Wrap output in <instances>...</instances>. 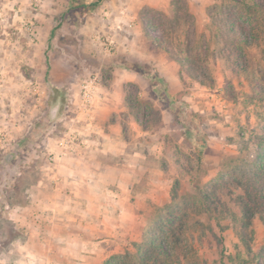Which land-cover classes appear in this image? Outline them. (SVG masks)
I'll use <instances>...</instances> for the list:
<instances>
[{
  "label": "rangeland",
  "instance_id": "obj_1",
  "mask_svg": "<svg viewBox=\"0 0 264 264\" xmlns=\"http://www.w3.org/2000/svg\"><path fill=\"white\" fill-rule=\"evenodd\" d=\"M78 3L93 5L77 22L70 10ZM2 10L6 19L14 12L20 28L28 15L34 22L29 51L38 46L29 55L35 64L29 70L30 120L40 96L38 82L45 81V97L53 87L61 92L57 129L50 134L86 132L79 128L75 106L82 85L97 81L124 107L117 127L124 149L99 157L110 164L100 171L110 170L111 179L102 184L96 174L92 191L94 197L103 194L104 203L77 206L93 208V219H74L70 226L64 214L73 204L62 208L55 227L50 220L35 221L31 233H24L11 212L32 205L30 186L48 179L42 168L17 171L21 155L6 158L14 144L1 142L0 264H41L45 255L37 249L44 243L79 247L72 259L93 257L94 264L113 256L117 264H264V214L242 227L213 204L235 208L260 151L264 0H0ZM232 23L247 43L237 41ZM19 34L27 37L25 31ZM44 151L34 166H46L50 149ZM122 170L129 174L118 180ZM102 213L109 216L98 217ZM153 231L165 255L148 250ZM46 233L55 234V241L43 240ZM14 242L38 247L7 252Z\"/></svg>",
  "mask_w": 264,
  "mask_h": 264
},
{
  "label": "crops",
  "instance_id": "obj_2",
  "mask_svg": "<svg viewBox=\"0 0 264 264\" xmlns=\"http://www.w3.org/2000/svg\"><path fill=\"white\" fill-rule=\"evenodd\" d=\"M73 8V10H70L71 16L77 22L84 13H88L81 12L79 8L76 7V5L73 6ZM89 19L91 18L87 16L85 20L86 26L89 25ZM37 44L38 43H35L31 48L33 54H36V48L34 47L38 46ZM31 50L29 51V55ZM37 52H39L38 48ZM37 54L39 55V53ZM28 62L29 70H31L35 65L34 59L28 58ZM37 67V70L44 69L41 68L39 62ZM43 71L45 72V69ZM96 82L94 90L91 92L90 102L85 104L83 102V98L81 97L82 95H80L81 103L76 102L75 106L79 112V115L76 118L78 123L80 122L79 128H85L86 132L79 131L77 134L65 133L59 135L58 137H53L52 134H47L39 148L36 150L32 147L29 148L26 154L28 157L25 156L27 157V164L22 165V167L17 170H36L42 168V174L48 179V181H44L43 178H41L38 180L36 185L30 186L32 187V195L30 196L32 205H29L23 210L13 209L11 212V217L14 221H22V225L20 222L21 226L18 224L17 227H21V230L24 228V233H31L32 230L30 231V228L35 225V221H39V223L43 224L45 223L43 221L50 220L53 222L51 226L55 227V221L60 219L62 216V208L68 209V206L73 204L75 207H71L70 211H66L64 214V217L69 220L70 226H72L70 221L73 222L74 219L76 221L85 219L87 217H91V219H93V208L79 210L77 209V206L82 207L83 204H86L87 206H93L94 201H98L101 204L104 203L102 197L103 194L94 197L92 191L94 188L93 180L95 179L96 174L102 176V184L107 180V178L108 182L109 179H111L110 170L108 172L100 171L103 166H107L108 168L110 164L108 162L104 163V159H100L99 157L108 156L109 153H112L113 155H120V153H123L122 151L124 148L123 146H120L122 145L121 143H123V141L119 137V129L117 127L119 120H123L122 113L119 111L124 107L119 106L120 101H118L117 104L115 103L114 93L103 91L99 88L98 83ZM99 89L101 91L100 93L98 92ZM80 92L82 91L80 90ZM113 115L116 116V123L111 120ZM57 119L58 118L56 115V121ZM139 132L140 133L137 135H142L144 133L141 131ZM61 141L64 143L60 144ZM29 146H31V144ZM45 149H50V152L47 156L48 161L46 166H34L33 162L40 158L39 151L45 152ZM126 174L129 173L122 170L121 173H118L117 179L119 180L121 177L125 178ZM135 174L136 173H134V175ZM136 181L140 182V176ZM127 189H129L128 186ZM89 190L90 192L87 193ZM99 216L104 217L109 215L102 213L101 215H98V217ZM77 229L78 227H76L75 230L77 231ZM53 236L56 235H47L46 233L43 235V240L47 241V237L49 242H54L55 240L53 239L55 238ZM26 246L28 248L32 247L36 249L38 247L35 244L33 245L26 243L25 245H18V243L14 242L7 245L6 251L16 252V250H21L22 247ZM39 247L42 250H39ZM39 247L37 252L40 254V251H42L45 255V257H43L44 262L41 264H94L93 257L79 261L72 259L73 254L81 253V248L79 247H63L55 243H44L39 245ZM86 249V251L89 252L88 248ZM46 254H49L47 258ZM13 264H24V262L16 261V263Z\"/></svg>",
  "mask_w": 264,
  "mask_h": 264
},
{
  "label": "flooded vegetation",
  "instance_id": "obj_3",
  "mask_svg": "<svg viewBox=\"0 0 264 264\" xmlns=\"http://www.w3.org/2000/svg\"><path fill=\"white\" fill-rule=\"evenodd\" d=\"M5 28H7V36H4L6 30L0 28V135H8L9 138L0 136V143L8 140L9 143L14 144L13 152H5V155H8L6 158L21 155V164L24 165L29 148L32 147L35 150L39 148L46 135L52 133L51 130L57 129L56 115H58L59 106H61V92L59 88L53 87L49 89L48 96L45 97V89L42 88L45 81H39L40 96L33 104L36 114L33 120H30V115L33 113L29 101L28 58L30 44L27 42V37H23L26 39L24 40L18 35L15 36L12 27ZM42 76L44 78V71ZM15 101L20 103L16 104V107ZM51 126L50 131L46 132V127ZM3 128L6 129L7 135L3 133ZM18 130L20 131L17 133L18 136H14ZM30 144L31 146H29ZM2 147L0 144V152Z\"/></svg>",
  "mask_w": 264,
  "mask_h": 264
},
{
  "label": "trees",
  "instance_id": "obj_4",
  "mask_svg": "<svg viewBox=\"0 0 264 264\" xmlns=\"http://www.w3.org/2000/svg\"><path fill=\"white\" fill-rule=\"evenodd\" d=\"M92 5L93 4L84 5L78 3L76 7L79 8L81 12H89L91 11L90 9ZM230 26L232 32L235 34V38H237V41L243 44L247 43L245 36L242 34L241 28L234 23ZM232 69H234V67ZM155 111L156 110H152V113ZM196 143V148L200 153L202 151V146L198 142ZM259 150L260 151H257V159L254 162L255 168L250 181L245 185V187H243V194L238 198L235 208L229 209L228 207L221 205L220 202H213V204L215 203V211L221 213L223 217L237 216L238 218L232 217L231 219L240 220L242 227L249 226L256 216L261 217L264 214V134L261 138V142L259 143ZM208 209L211 211L212 208ZM261 221L264 222V219L262 218ZM157 236H159V234H157L156 231H153L150 234L148 250L153 248V250L157 251L156 254L158 256L165 255L161 241L157 240ZM148 250H145L144 253H147ZM138 253L140 255V252ZM143 259H145V257ZM104 263L117 264V261L113 256L110 259H107Z\"/></svg>",
  "mask_w": 264,
  "mask_h": 264
},
{
  "label": "built area",
  "instance_id": "obj_5",
  "mask_svg": "<svg viewBox=\"0 0 264 264\" xmlns=\"http://www.w3.org/2000/svg\"><path fill=\"white\" fill-rule=\"evenodd\" d=\"M5 11L6 10H2L0 11V28H4V30H6L7 32V28L5 27H12L13 29H17L15 30L17 35L18 36H21L19 34V31L21 30L22 33H25L27 34V42L29 44H31L32 42H34L35 40V36H34V22H33V19L31 16H26L25 19L21 22L22 24V28H20L19 26H15V22L13 21V18L15 16V13L13 12V10H10L13 12V14H10L8 16V18L6 19V16H5ZM20 11V8H18L16 10V12H19ZM18 25V24H17ZM20 28V29H19ZM4 33V35H8V33ZM22 37V36H21ZM94 87H95V82H93V80H90L89 82H86L82 85V92H81V95H82V98H83V102H85V104H88L90 102V99H91V92H93L94 90ZM64 142H60V144H63Z\"/></svg>",
  "mask_w": 264,
  "mask_h": 264
},
{
  "label": "water",
  "instance_id": "obj_6",
  "mask_svg": "<svg viewBox=\"0 0 264 264\" xmlns=\"http://www.w3.org/2000/svg\"><path fill=\"white\" fill-rule=\"evenodd\" d=\"M61 99V98H60ZM61 103V102H60ZM60 108H62V106H59ZM60 108H59V110H60ZM47 119H48V116H47ZM47 129H49L50 127H46Z\"/></svg>",
  "mask_w": 264,
  "mask_h": 264
}]
</instances>
